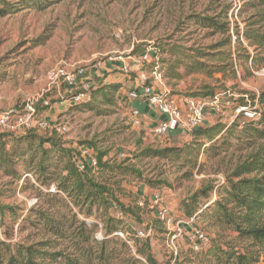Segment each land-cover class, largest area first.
Here are the masks:
<instances>
[{"label": "trees", "instance_id": "1", "mask_svg": "<svg viewBox=\"0 0 264 264\" xmlns=\"http://www.w3.org/2000/svg\"><path fill=\"white\" fill-rule=\"evenodd\" d=\"M57 1L0 0V17L27 9L44 10ZM233 2L210 0L204 8L184 15V29L212 40L201 45H158L157 51L165 53L157 60L164 66L165 78L193 74L212 78L215 73L235 77L238 62H250L255 71L264 67V0H239L235 15ZM232 16L238 19L234 27ZM152 83L143 86L153 88ZM120 87L99 86L91 95L96 104L87 107L107 115L108 107L120 98ZM190 95L213 97L215 86L203 85ZM235 103L234 110L240 111L229 123L216 120L194 127L191 138L180 146L139 145L125 158L109 157L106 150L94 146L93 164L54 128L45 133L37 128L0 131L2 174L16 186L22 181L21 191L30 188L38 200L25 208L0 201V264L264 262V88L240 91ZM34 105L38 114L47 107L42 99ZM246 110L253 116L244 117ZM145 159L163 160L184 174L200 172L205 161L217 160L214 171L221 179L201 184L178 207L183 216L194 217L203 228L212 230L200 250H193L188 238L190 248L159 261L150 236L138 234L134 224L167 233L155 208L138 205L140 198L145 204L147 198L126 188L131 183L150 188L161 184L147 177L141 164ZM52 185L55 192L49 191ZM124 198L129 202H123ZM25 229L27 234L20 237ZM119 231L125 238L115 234ZM98 232L101 237L96 236Z\"/></svg>", "mask_w": 264, "mask_h": 264}, {"label": "rangeland", "instance_id": "2", "mask_svg": "<svg viewBox=\"0 0 264 264\" xmlns=\"http://www.w3.org/2000/svg\"><path fill=\"white\" fill-rule=\"evenodd\" d=\"M209 1L58 0L44 10L27 9L0 17V114L10 110L19 112L26 103L46 101L47 107L40 115L48 121L49 128L66 123L67 130L57 133L86 158L94 157L95 147L106 150L109 157L125 158L139 145L180 146L191 138L190 132L183 131L164 136L154 133L156 113L147 103L144 109L139 107L145 100L142 95L152 91L183 100L192 97L190 93L203 85L215 86L219 110L212 109V96L199 97L206 103L201 126L216 120L229 123L240 111L234 110L239 92H258L264 88V67L255 71L251 69L250 62H238L235 77L231 73L226 77L215 73L212 78L193 74L184 75L181 79H167L164 66L157 61L165 57V53L157 51L158 45H201L212 40L192 34L184 29L182 22L185 14L204 8ZM233 1L235 15L239 0ZM230 19L231 27H234L238 19L235 16ZM248 49L251 52V48ZM146 53L148 58L140 60ZM155 62L162 72L161 82L151 78ZM152 80L153 88L143 86ZM106 84H120V98L108 107L107 115H98L87 104L93 102L92 92ZM84 86H87L88 99L73 103L72 96ZM131 91L139 97L128 98ZM93 103L96 104L95 101ZM135 105L141 117L132 113ZM246 112L251 113L250 110ZM15 116L11 113L8 125L0 126V131L17 133L24 130L15 126ZM244 117L248 118V115L244 114ZM47 131L50 129L38 130L41 133ZM141 164L147 177L161 184L158 188H150L142 183H131L126 184V188L146 197L148 202L145 204L140 198L138 205L155 208L156 216L160 210L166 209L171 222L165 223L167 233L146 230L144 224H133L137 232L150 236L155 257L166 261L170 254L176 255L177 251L191 247L187 243L191 227L178 223V220L188 219L178 209L180 200L201 184L212 179L220 180L221 175L214 171L215 159L205 161L202 171L193 170L191 174H184L163 160L145 159ZM21 185L22 181L14 185L0 170V201L20 208L35 205L38 200L33 191L30 188L21 191ZM123 202L128 203L129 198H124ZM193 223L192 227L205 234L206 240L202 245H206L212 230L203 228L198 221ZM178 229L181 233H177ZM27 232L25 229L20 237Z\"/></svg>", "mask_w": 264, "mask_h": 264}, {"label": "built area", "instance_id": "3", "mask_svg": "<svg viewBox=\"0 0 264 264\" xmlns=\"http://www.w3.org/2000/svg\"><path fill=\"white\" fill-rule=\"evenodd\" d=\"M148 58V54H144L140 58V60H146ZM152 79L161 82L163 79L162 72L159 69L158 65H155L152 70ZM69 82L71 81L70 78ZM86 88L87 86L82 87V90L78 93H75L72 96V101L75 104L84 102L88 99V96L86 94ZM139 95L131 91L128 94V98L135 99L138 98ZM145 101L147 105L153 110L156 115L159 116L158 121L156 125L154 126L153 130L154 133L158 136H164L168 135L171 132L176 131L178 128H182L184 130H191L194 127L201 126L204 121V114H205V101L196 97H187L184 98V106L185 110L183 111L181 106L178 105L175 99H171L167 97L166 95L152 91L149 94H145L144 96ZM218 99L217 96H213L211 99L212 109L214 111H218ZM43 104H47L46 101H43ZM22 110L19 112L10 110L9 112H5L3 114H0V126H7L9 117L12 114H15V126L18 128H37L39 129H55L58 133H64L67 130V124H59L56 127L49 128V123L46 121L42 114H38L36 107L34 105V102L26 103L22 107ZM240 109H237L239 111ZM132 113L135 116H139V112L136 108H132ZM248 117H252L253 113L245 112ZM84 157V155H83ZM86 158V157H84ZM90 163H95V160L93 157L86 158ZM78 166L80 169H82V164L78 162ZM50 192H55V187L52 185L49 188ZM158 217L163 220L166 224H170L171 220L167 216L166 209H162L158 212ZM194 217L188 218L187 220H178V223H181L184 226H187L188 228L191 227V232L187 233L188 238L192 241V248L195 250H198L203 244V242L206 240L205 234L197 228L192 227L194 225ZM177 233H181V230H176ZM117 236H120L124 238L122 232H115ZM139 235L143 236L142 232H138ZM97 237H101V233L98 232ZM175 238V234L172 236Z\"/></svg>", "mask_w": 264, "mask_h": 264}, {"label": "crops", "instance_id": "4", "mask_svg": "<svg viewBox=\"0 0 264 264\" xmlns=\"http://www.w3.org/2000/svg\"><path fill=\"white\" fill-rule=\"evenodd\" d=\"M141 98H143V97H141ZM144 99V98H143ZM184 100V99H183ZM183 100H179V99H176V102L178 103V105L179 106H181V108H182V110L184 111L185 109V106H184V102H183ZM143 102V104H140V106L139 107H141V108H143L144 109V106H145V104H146V101L144 100V101H142ZM133 108H136L137 110H138V112H139V116L141 117V114H140V111H139V108L135 105V107L133 106ZM158 118H159V116L158 115H155V125H156V123H157V121H158ZM190 132L189 130H184V129H182V128H178L176 131H174V132H171V134H176V133H178V132ZM138 194V193H137ZM139 195V194H138Z\"/></svg>", "mask_w": 264, "mask_h": 264}]
</instances>
